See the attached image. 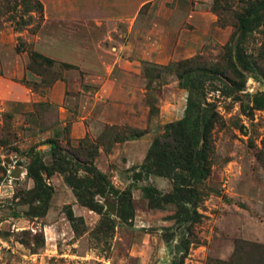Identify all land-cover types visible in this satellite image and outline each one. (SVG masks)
<instances>
[{"label":"rangeland","instance_id":"rangeland-1","mask_svg":"<svg viewBox=\"0 0 264 264\" xmlns=\"http://www.w3.org/2000/svg\"><path fill=\"white\" fill-rule=\"evenodd\" d=\"M40 1L43 18L21 31L8 16L0 20V107L8 106L0 113V264H241L237 259L244 253L243 264H254L249 244L264 245V111L249 118L240 102L214 90L223 84L206 83L208 103L216 105L221 120L212 135L211 176L200 186L199 223L173 219V204L152 208L142 190L173 191L169 179L146 178L142 165L166 125L185 115L188 92L180 87L177 65L192 60L191 65L229 71L233 13L218 16L216 0ZM221 1L234 12L243 5V0ZM263 40L264 27L256 34V45ZM35 52L55 64L32 61ZM260 66L264 72V61ZM16 85L21 86L18 94L31 90L44 100L34 103L32 112L12 109ZM258 92H264L260 74L247 79L245 99ZM83 127L89 128L87 135ZM135 130L146 132L115 142ZM51 138L69 159L82 139L83 146L99 147L96 166L117 189H132L135 216L130 222L116 218V198L98 197L115 221L114 230L99 229L100 216L87 209L89 231L74 235L65 218L73 192L58 173L48 180L55 189L50 213L25 219L30 205H38L24 204L34 187L26 170L32 161L29 151H42L51 165ZM16 170L19 177H13ZM137 174L141 180H135ZM110 203L116 213L107 211ZM48 221L59 224L58 247L66 256L53 255L47 245L39 228ZM76 239L79 243L70 246Z\"/></svg>","mask_w":264,"mask_h":264},{"label":"trees","instance_id":"trees-1","mask_svg":"<svg viewBox=\"0 0 264 264\" xmlns=\"http://www.w3.org/2000/svg\"><path fill=\"white\" fill-rule=\"evenodd\" d=\"M242 2L241 10L235 12L231 5L223 6L221 0H216L213 7L218 16L224 12H230L236 18L235 31L228 47L229 71L216 67L191 65L192 60L177 65L176 74L180 87L188 92L185 115L180 120L166 125L164 135L155 138L142 165L146 178L157 176L173 182L174 189L167 195H163L153 186L142 189L152 208L163 209L164 206L173 204L177 208L176 217L173 219L180 218L195 224L202 218L198 212L202 200L200 186L211 176L212 157L215 153L212 135L215 126L219 125L221 120L216 105L208 103L206 83L223 84V88L214 85V90L240 102L243 114L249 118L254 116L255 111H264V92L247 95V100L244 96L247 79L259 74L264 77L260 66L264 61V40L260 46L256 45V34L264 27V0H243ZM43 14L44 5L40 0H0V20L8 16L10 22L15 23L16 31L32 25L36 17L42 19ZM31 59L40 65L55 64L54 60L36 52L31 55ZM65 66L74 68L70 64ZM145 132L135 130L128 137L117 136L115 142L137 139ZM58 136L56 134V137ZM84 140H80L78 149L70 151L69 154L74 159H69L63 154L65 149L60 146L56 138L48 139L53 156L51 165L44 161L42 151L37 148L29 151L32 161L26 170L34 187L28 191L24 204L35 201L38 205H30L26 218H44L48 214L55 193L54 187L48 180L57 173L64 176L65 183L72 189L78 203L100 216L99 229L103 230L106 227L114 230L115 221L110 218L109 213L105 212V206L97 199L98 197L116 198L119 205L116 218L122 222H130L135 216L132 189L120 190L112 184L109 177L95 164L99 147L94 144L83 146L86 141ZM14 217L21 216L15 214ZM65 218L71 224L75 235L82 236L89 231L85 219L76 216L72 207L66 211ZM80 226H83L82 229ZM176 241L179 242L178 239ZM188 242L187 239L183 240L184 257L189 252ZM249 245L254 248L256 255L253 263L264 264V245ZM240 251H244V248ZM244 255V258L237 259L241 264L248 256L245 253ZM234 263L233 261L219 262V264ZM180 264L183 262L181 261Z\"/></svg>","mask_w":264,"mask_h":264},{"label":"crops","instance_id":"crops-1","mask_svg":"<svg viewBox=\"0 0 264 264\" xmlns=\"http://www.w3.org/2000/svg\"><path fill=\"white\" fill-rule=\"evenodd\" d=\"M13 71L12 70H9V73H12ZM113 72V70H112ZM20 85H16V88L14 90H16V92H14L13 94H10L11 95V102L10 104L13 105L12 106V109H17V108H20V107H24L26 109V112H32L33 110V105L34 103H39L41 101L44 100L43 97L40 96V94L38 93H34L32 92L31 90L30 93H19L20 92ZM56 88H61L59 84L56 85ZM4 110H8V106H6L4 109H2L0 107V113H3ZM0 118H1V114H0ZM82 120H80L81 122L85 120V117H82L81 118ZM1 120V119H0ZM1 122V121H0ZM83 123V122H82ZM89 128L88 127H83V130L82 132H84L85 135H87V132L89 131L88 130ZM79 129H75L74 128V132L77 131L78 132ZM81 131V130H80ZM76 133V132H75ZM74 133V134H75ZM75 213L76 216L78 217H82L84 218L86 221H87V217H89L90 215L88 214V210L87 208L85 207H82L77 199L75 198L74 194H73V200L72 202L70 203V205ZM90 211V210H89ZM48 213H50L48 211ZM48 215V214H47ZM46 215V216H47ZM45 216V217H46ZM44 217V218H45ZM27 219L28 221L30 219L28 218H25ZM35 219H39V218H35ZM67 219V218H66ZM68 221V220H67ZM30 222V221H29ZM40 231L43 232L46 236V243L47 245H51V247H53V250L51 251L53 255L57 254L59 257L60 256H66V254L68 252H65V254L61 253L59 251V240L58 239V236H59V231H60V227H59V224H55L54 222H45L44 224H40ZM73 231V230H72ZM74 233V231H73ZM75 235V233H74ZM79 239H76V241L70 243V246H74L76 245L77 243H79ZM50 252V251H49ZM46 255V254H45Z\"/></svg>","mask_w":264,"mask_h":264},{"label":"water","instance_id":"water-1","mask_svg":"<svg viewBox=\"0 0 264 264\" xmlns=\"http://www.w3.org/2000/svg\"><path fill=\"white\" fill-rule=\"evenodd\" d=\"M20 176V172L18 170H16L14 173H13V177H19ZM142 179V175L141 174H137L135 176V180H141ZM107 211L110 212V213H116V205L115 204H108L107 205Z\"/></svg>","mask_w":264,"mask_h":264},{"label":"built area","instance_id":"built-area-1","mask_svg":"<svg viewBox=\"0 0 264 264\" xmlns=\"http://www.w3.org/2000/svg\"><path fill=\"white\" fill-rule=\"evenodd\" d=\"M1 231H2V223L0 222V234H1Z\"/></svg>","mask_w":264,"mask_h":264}]
</instances>
